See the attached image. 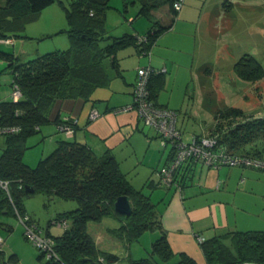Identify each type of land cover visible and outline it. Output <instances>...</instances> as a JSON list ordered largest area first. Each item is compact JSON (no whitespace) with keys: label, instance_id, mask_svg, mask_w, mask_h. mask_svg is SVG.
Listing matches in <instances>:
<instances>
[{"label":"trees","instance_id":"obj_1","mask_svg":"<svg viewBox=\"0 0 264 264\" xmlns=\"http://www.w3.org/2000/svg\"><path fill=\"white\" fill-rule=\"evenodd\" d=\"M54 1L5 0L0 5V40L8 38L1 31L3 24L10 26L30 19ZM122 1L124 10L129 4H136V16H145L151 22L145 34L141 35L146 37L145 41L137 44L140 35L130 33L119 37L106 35L105 14L109 0H72L69 5H63L67 21V27L63 30L67 32L70 41L67 49L46 52L23 62L18 61L13 52L0 50V58L7 61V68L12 74L11 87L15 83L22 94L18 101L10 97L0 101V126L19 127L18 131L2 136L0 180L6 181L7 187L0 185V212L6 210L16 216L17 213L25 215L24 197L38 190L77 201L74 209L57 213L49 222L54 224L53 221L66 219L68 226L62 233L53 235L48 230L43 231V234L53 238L57 254L55 258H46L44 264H112L121 259L120 255L99 249L87 231L88 222H99L105 217H113L118 221V226L109 231L122 240L127 249L147 230L157 229L161 233L151 243L147 257L133 258L127 252L126 264H156V258L168 262L175 255L162 228L157 203L131 185L110 151L96 156L84 143L61 139L34 166L23 160V153L28 147L26 140L49 122L48 112L56 99H88L95 87L107 81L104 58L111 57L114 61V54L128 44L148 50L159 34L170 27L171 22L161 24L153 20L152 9L166 4L172 15L177 11L174 7L176 0ZM233 71L245 81L256 82L264 78V66L248 53L234 63ZM162 83L161 73H151L147 88L149 98L154 103H157L155 97ZM225 110L231 113L229 116L241 114L237 108L229 107ZM63 122L73 124L68 119L56 120L57 125ZM256 122L259 126L256 129L264 131L262 117L236 123V127L228 128L223 133L209 132L216 136L219 146L235 152L232 151L235 144L229 146L230 139L237 145L250 142V137L242 136L241 132H252ZM252 136L251 142L254 140ZM238 154L264 158V146L251 148V154ZM185 168L184 164L172 184L181 179L180 172ZM27 185L32 186L34 191L27 192ZM121 195H127L131 201L133 209L129 215L120 214L114 209V202ZM199 244L206 264H241L243 261L264 264V231L234 230L207 238ZM178 254L179 260L174 264H196L195 259L187 253L182 251ZM43 255L44 252L40 250V256Z\"/></svg>","mask_w":264,"mask_h":264},{"label":"crops","instance_id":"obj_2","mask_svg":"<svg viewBox=\"0 0 264 264\" xmlns=\"http://www.w3.org/2000/svg\"><path fill=\"white\" fill-rule=\"evenodd\" d=\"M246 3H251V0H182L181 6L173 15L167 7L168 22H171V25L159 34L148 50H141L134 44L120 48L114 54V61L111 57H106L109 58L107 66L103 60L107 81L95 87L88 99L61 98L53 102L48 112L49 122L42 125L38 131L43 139L47 138L46 142L42 140L43 145L46 143L47 146L42 152L47 150L49 153L58 140H74L86 144L96 156L110 151L122 168L120 153L124 156L130 152L128 149L136 150L140 144L151 145L150 142L159 138V135L153 128L146 127L135 111L113 112L114 108L132 102L133 86L140 67L151 68L153 75L162 74L163 83L156 93L155 100L158 105L176 111L177 127L183 136L185 117L190 119L203 114L205 98L204 94H199L201 91L198 88L200 85L198 71L204 65H200L197 54L201 22L212 21L218 15L223 18L226 13L231 12L234 5ZM134 19L133 15L129 14L128 21L133 23ZM134 24L137 29L132 30L130 34L141 36L148 30L142 32V22ZM136 43L138 44V41ZM192 100L194 104H191ZM91 108L99 112L96 118L89 117ZM57 119L74 122V132L71 136L59 131ZM198 126V129H191V137L188 140L193 135H203L210 131V127L206 129L202 121ZM162 147L166 157L161 166L171 158V147L168 150L167 146ZM145 158L143 155L142 161ZM185 165L187 169L181 170V179L177 183L161 184L162 193L157 200L162 228L171 247L175 248L174 246L178 245L176 252H188L184 248H188L186 245L193 243L192 241H198L197 236L205 240L234 230L264 231V170L241 165L210 167L191 162ZM0 213L11 214L6 210ZM25 213L41 226L28 211L25 210ZM102 221L104 218L99 223ZM91 223L98 224L88 222V232ZM0 224L10 232L5 236L0 231L4 238L0 248V264H6V260L19 264L21 261L19 251L14 246L16 242L26 239L23 231L20 235L17 228L11 232L13 228L6 221L0 220ZM118 224L116 220L113 227H95L96 235L89 232L99 249L105 250L104 246L107 245L115 246L117 249L125 247L122 240L117 237V244L114 243L115 240L106 238V235L113 236L109 230ZM45 230L52 234L48 227L43 229ZM158 233L161 234L159 230ZM34 252L31 256L36 264H44L45 260L41 261L40 253ZM122 254L125 257L127 255L120 253V256ZM120 261L119 264H126L120 259L112 264H118Z\"/></svg>","mask_w":264,"mask_h":264},{"label":"rangeland","instance_id":"obj_3","mask_svg":"<svg viewBox=\"0 0 264 264\" xmlns=\"http://www.w3.org/2000/svg\"><path fill=\"white\" fill-rule=\"evenodd\" d=\"M4 1L0 0V5H3ZM71 1L55 0L30 19L16 24L12 23L10 26L5 25L6 23L3 24L1 31L12 42L0 41V50L13 52L18 57V61L23 62L46 52L67 49L70 46V41L67 32L63 30L67 27L63 5H69ZM136 12V4H129L124 10L122 0H109V7L105 14L106 35L119 37L126 32L131 33L132 30L137 29L134 22L136 24L142 22L141 29L142 32H145L150 27L151 22L145 16H136ZM152 12L153 20L157 19L161 24L168 23L169 13L166 4L152 9ZM129 14L135 18L133 23L128 21ZM198 37L200 40L197 51L198 59L200 65H204L198 71V80L200 81L198 88L201 91L199 94H204L205 99L202 106L203 114L200 117H189L190 119L185 117L186 122L183 125L184 133L182 136L185 141L191 137V129H198V124H201V121L206 129L210 127L212 133H223L228 128L234 127L236 123L264 117V78L256 82L245 81L237 77L233 71L234 63L245 53L251 54L264 66V0H251V3L234 5L231 12L226 13L223 18L218 15L212 21L203 20ZM108 63L109 58H105L104 65L107 66ZM11 79L12 74L7 68V61L0 58V100H8L11 91ZM192 103L194 104L193 100ZM229 107L237 108L241 114L229 116L231 113L229 114L226 110L223 111ZM256 124L253 126L255 130L252 132H241L242 136L250 137V142L238 143L237 145L235 141L231 142L230 139L229 146L235 144V148L232 150L235 152L231 153L236 154L238 151L251 154V148L264 146V131H258L259 129H256L259 127L258 122ZM207 133L210 134V132ZM41 135L40 132H36L26 140L28 147L23 153V160L31 166L37 163L39 157L48 153L47 150L42 152L45 147L47 148L46 143L43 145L42 140L45 141L47 138L43 139ZM251 135L254 139L252 142ZM150 143L149 146L140 144L136 150L128 149L130 152L127 155L123 156L120 153L122 157L119 159H121V169L131 185L143 194L149 195L151 200L157 203L162 193L160 187L163 186L159 182L156 168L161 167L166 155L163 154V147L159 138ZM2 144L3 137L0 136V152ZM169 147L170 145H167V150ZM146 149H148L147 153ZM143 155L146 157L144 161H142ZM23 205L25 210L42 226V229L48 227L53 235H59L64 228L49 223L51 218L64 210L74 209L77 206V201L49 195L38 190L24 197ZM0 220L6 221L12 226L11 232L17 228V232L22 235V223L16 215L0 213ZM96 223L102 224V226L91 223L88 227L89 232L93 235L95 234V227H113L116 220L113 217H105L104 221ZM0 231L5 236L10 233L1 224ZM159 236L157 229L147 230L142 233L137 241L132 242L128 249L124 246L117 249L115 246L108 245L104 246V249L117 255L129 251L134 258L147 257L151 243ZM106 238L115 240L114 243L117 244L116 237L106 235ZM192 242L186 245L188 248H184L188 251L185 253L193 257L196 264H206L198 241ZM177 246L171 247L175 253L171 260L162 262L156 258V264L176 263L179 260V254L175 250ZM14 247L19 251L21 260L19 264H32L33 262L36 264L31 255L34 251V253L39 254L40 250L28 239L16 242ZM40 259L43 262L46 257L43 255ZM120 260L127 263L124 254L121 255ZM7 261L5 262L7 263Z\"/></svg>","mask_w":264,"mask_h":264},{"label":"built area","instance_id":"obj_4","mask_svg":"<svg viewBox=\"0 0 264 264\" xmlns=\"http://www.w3.org/2000/svg\"><path fill=\"white\" fill-rule=\"evenodd\" d=\"M182 0H176L174 7L178 9L181 6ZM138 42H143L146 37L139 36ZM5 43L10 42L8 38L1 39ZM12 42V41H11ZM149 67H140L137 70V77L134 82L132 97L130 104L114 108L113 112L129 111L136 112L138 118L145 126L151 127L159 135L162 146L170 145L171 158L158 170L159 182L164 185H171L174 182V177L178 174L184 164L200 163L205 166L218 167L220 165H241L251 168L264 170V158L249 156L245 154H233L227 151L224 147L219 146L215 135L203 134L193 135L188 141L183 140L182 131L177 127V113L174 109L164 107L154 103L149 98V90L147 88L148 78L152 73ZM19 87L14 83L11 87L9 97L13 101H18L21 97ZM99 112L95 108L89 111L91 119L96 118ZM67 121V119H64ZM74 124V122H73ZM73 124L63 122L57 125L59 131H62L67 136H71L74 132ZM18 126H0V136L18 131ZM0 185L7 187V182L0 180ZM19 221L22 223L23 233L25 237L38 249L44 252L46 258L57 257L54 249V240L51 236L43 234V229L40 228L34 221H30L28 215H20L17 213ZM55 225L66 228L68 222L66 219L53 221ZM197 240L201 242L203 238L197 236ZM3 243V238L0 235V248ZM6 264H12L7 261ZM241 264H259L254 261H243Z\"/></svg>","mask_w":264,"mask_h":264},{"label":"water","instance_id":"obj_5","mask_svg":"<svg viewBox=\"0 0 264 264\" xmlns=\"http://www.w3.org/2000/svg\"><path fill=\"white\" fill-rule=\"evenodd\" d=\"M27 192H33L34 188L30 185L25 186ZM114 209L120 214L129 215L132 212L133 206L127 195L118 196L114 202Z\"/></svg>","mask_w":264,"mask_h":264}]
</instances>
